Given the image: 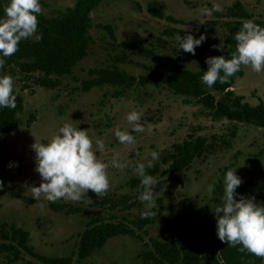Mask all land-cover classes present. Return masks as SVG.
Returning a JSON list of instances; mask_svg holds the SVG:
<instances>
[{"label":"rangeland","instance_id":"obj_1","mask_svg":"<svg viewBox=\"0 0 264 264\" xmlns=\"http://www.w3.org/2000/svg\"><path fill=\"white\" fill-rule=\"evenodd\" d=\"M242 2L252 20L264 21V0H104L91 14L90 46L88 56L81 61L71 75L53 76L55 86H43V73L26 74L21 69L0 73L10 74L15 90L22 95L24 108L20 115L21 128L12 134H0V244L6 233L10 237L21 229L30 234L29 247L36 257L23 253L17 264H49L40 257L60 260L69 264H178L172 263L167 245L172 241L175 230L172 221L182 213L215 212L222 205V198L208 186L224 181L228 169H237L236 174L245 181L237 188V201L264 194V129L252 125H236L237 136L232 147L220 145L215 151L196 159L192 166L176 174L166 173L169 166H162L156 178L154 199L163 200L158 219L144 230L137 229V216L145 211L139 196L143 189L135 186L138 179L133 172L136 162L147 164L151 152L156 151L162 163L165 155L172 152L189 135L205 137L210 142L230 139L229 128L234 124L213 121L202 106L195 101L186 104L183 97L175 95L165 87L143 85L141 79L148 76L153 65V55L161 56L170 63L178 57L187 70H208L206 59L217 57L213 45L224 43L226 37L236 34L230 18L237 2ZM160 3L165 18L151 15L148 7ZM42 14L55 16L73 8L75 0H40ZM223 9L212 16L203 14L213 4ZM219 23L211 25V23ZM236 23V22H235ZM185 37L201 35L206 41L195 50V55L179 49L174 39L176 34ZM113 72L118 70L136 79L131 87L103 84L90 91L84 84L95 77L90 71ZM244 76L237 80L234 91L243 96L245 102L255 106L264 103V71L256 73L250 66H241ZM141 113V123L153 125L151 132L132 131L134 125L126 117L132 112ZM78 123L79 130H89L97 156L105 163L114 157L119 163L127 164L124 169L109 167V191L97 197L91 190L85 199L74 202L59 199L47 201L43 195L35 200L28 186L39 187L41 177L35 171L36 142L47 143L63 123ZM128 131L135 138L131 145L121 144L115 129ZM214 138V139H213ZM105 145L100 152L96 141ZM217 140V141H214ZM12 167H9V165ZM127 190V191H125ZM257 204H260L256 202ZM53 204L71 205L83 212L70 215L56 212ZM215 214V213H214ZM97 225L119 229L122 234L112 238L100 251L80 260L79 246L87 230ZM133 232V234H131ZM207 254H215L224 262L228 243L221 242L217 235V220L212 217L205 228ZM0 264H8L0 254Z\"/></svg>","mask_w":264,"mask_h":264},{"label":"trees","instance_id":"obj_2","mask_svg":"<svg viewBox=\"0 0 264 264\" xmlns=\"http://www.w3.org/2000/svg\"><path fill=\"white\" fill-rule=\"evenodd\" d=\"M75 1L76 4L73 8L61 11L55 16L39 14L36 35L42 34V39L36 40L33 36L27 40H22L18 46L19 50L13 56L6 58V63L0 69V73L12 69H21L26 74L43 73L45 76L41 82L43 86H55L51 79L53 76L71 75L75 67L88 56L91 41V14L104 0ZM8 3L10 0H0V18H4V7ZM148 11L156 18H165L158 2L150 4ZM230 18L237 20L236 23H230L235 26L236 31L242 27L243 22L252 20V16L240 1L235 3ZM255 23L264 27V21H256ZM217 24L219 23H211V25ZM223 44L224 50H218L217 57L231 58L230 51H235L236 41L229 36L226 37ZM229 45H231L230 49L228 48ZM152 58L153 65L148 69V76L141 79L143 85L154 84L165 87L175 95L183 97L186 104L195 101L202 106L205 114L213 121H227L234 126L229 128L230 139H220L219 145L217 142L209 143L205 137L189 135L184 142L173 146L172 152L164 156L162 163H156L151 168L146 167V174L157 177L162 172V166H169L166 171L168 174L182 173L188 170L196 159L215 151L220 145L231 148L232 140L236 138L238 133L236 126L238 124L264 129V103L260 102L253 106L245 102V98L238 96L233 90L237 80L244 76L241 69L229 78L228 83L221 84L217 81L212 88H208L202 83V76L207 70H187L181 64L179 57L173 63L157 55H153ZM90 74L95 78L84 84L86 91L103 84L114 87H131L136 81V79L118 70L113 72L92 70ZM13 94L17 97V107L15 109L0 108V134L9 135L21 128L20 115L23 112L24 102L22 95L15 88ZM140 180V177L133 179L132 183L138 186ZM244 183L245 181L242 179L243 187ZM213 186L214 195L222 198L224 184L220 182ZM243 192L244 189L239 196L243 195ZM255 201L264 204V194L256 196ZM162 203L163 200L159 199L157 205L161 206ZM51 207L56 212H65L70 215L83 212V209L71 205L53 204ZM153 212L156 215L147 219H142L141 213L137 216V229L144 230L158 219L160 210ZM212 217H215V214L207 210L204 213H182L172 221L176 233L166 250V252L169 251L168 256L172 259V263L221 264L220 259L215 254H207L205 250V228ZM122 232L124 231L117 228L110 229L105 225H97L87 230L79 246L80 260L102 250L109 240L122 234ZM2 236L7 243L0 244V254L6 256L8 264H17L22 261L24 259L23 253L37 256L29 247L30 234L28 232L17 229L10 237L6 233ZM241 247L242 245H237L227 248L223 256L225 264H264V258L256 257L247 251L241 252L239 250ZM40 260L49 264H62L60 260L47 257H40Z\"/></svg>","mask_w":264,"mask_h":264},{"label":"clouds","instance_id":"obj_3","mask_svg":"<svg viewBox=\"0 0 264 264\" xmlns=\"http://www.w3.org/2000/svg\"><path fill=\"white\" fill-rule=\"evenodd\" d=\"M223 9L220 4H213L211 9H203V14L212 16L214 12ZM5 16L0 18V69L6 63V58L13 56L19 50L22 40L35 36L36 40L42 39L36 35L38 30V15L42 13L40 0H10L4 7ZM236 41L235 51H230L231 58L224 56L210 57L206 59L207 72L202 76V83L208 88L219 81L228 83L229 78L240 71L241 66H250L251 70L260 73L264 71V27L259 26L254 20H246L242 27L234 35ZM174 39L178 42L179 49L195 55L197 47L207 39L201 35L196 39L192 34L181 37L178 33ZM224 44L213 45L219 51L224 50ZM231 48V45L228 46ZM15 67V65H12ZM223 73V75H221ZM14 91V79L10 74L0 76V108L15 109L16 95ZM127 121L133 124L132 131L151 132L153 125L147 123L145 127L141 121V113L130 112ZM78 123L69 120L59 127L58 131L47 143L36 142L32 145L35 152V171L41 177L39 187L28 186L27 192H31L35 200L43 197L49 202L59 199L74 202L85 199L88 203L93 201L87 197L91 190L97 197L105 195L110 189L108 176L109 167L124 169L127 164L119 163L114 157L109 163L103 162L94 150L93 140L89 130H79ZM115 136L123 145L135 143V138L128 131H122L119 127L115 130ZM96 145L100 152L105 149L104 142L97 140ZM159 159L156 151L151 152V160L136 162L133 172L141 178L140 188L143 189L139 199L144 204L145 211L141 213L142 219L156 215L152 209L157 208L154 199V188L157 180L154 176L146 174V167H153V161ZM9 167H12L10 164ZM237 169H229L224 176V193L222 205L215 208L217 220V235L221 242L230 246L242 245L241 252L264 258V204H257L255 197L248 198L241 195L237 201L236 192L242 184V179L236 174ZM3 181L0 180V189ZM127 191V190H125ZM214 191V186H208L209 195Z\"/></svg>","mask_w":264,"mask_h":264}]
</instances>
